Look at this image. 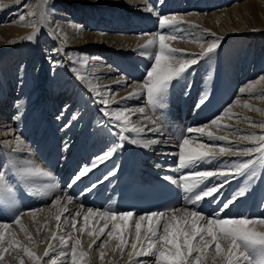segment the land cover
I'll return each instance as SVG.
<instances>
[{
	"label": "bare ground",
	"instance_id": "1",
	"mask_svg": "<svg viewBox=\"0 0 264 264\" xmlns=\"http://www.w3.org/2000/svg\"><path fill=\"white\" fill-rule=\"evenodd\" d=\"M31 1L0 0V22H3V24L6 23V25H0V71L1 68L6 69V71H11L13 83L18 81V85L21 86L19 89L23 91L22 97H18L16 94L8 96L12 87L5 84V82H1L0 170H8L7 167H1L3 165L1 161L5 159L12 161L15 159L16 161H31L33 165L45 170L50 175V178H39L37 180L33 189L34 191L36 189L40 191L38 194H30L31 198L34 199L35 207H33L36 209L44 205L43 208L45 211L37 213L35 217L25 215L21 218V224L26 231H22L21 226L16 224L12 225L11 229L12 232L16 233L17 240L21 241L23 245L33 248L36 254L42 257L41 261L49 260V257L43 256L48 243L58 245V241L51 240V233L57 231L56 221L49 213L53 196L57 192L68 191L70 193L71 188H74L76 192L85 186V178L96 181L101 176L115 170L118 166L117 160L108 162L106 160L78 182L77 185H73L70 188L67 187L66 189L60 186L61 181L74 175L81 164L89 163L97 155L111 148L115 144L114 141H117V135L115 134L117 129L113 127V122L104 116L101 111L104 105L97 102L100 97L95 96L89 87L77 78V74L73 70L74 68L81 75H86L92 83L98 86L102 93L107 92L108 97L113 101L109 105V110L118 107L131 109L145 108L143 114L138 111L134 114L127 113L131 118V122L136 127L144 128V131L139 134L134 132L124 133V135L130 138L134 137L141 142L148 140L157 141V143L148 148L131 143L133 149H138L137 157L139 161L137 164V172L142 177L160 175L162 178L171 177L176 180L180 179L182 172L187 170V168L181 169L179 167V159L176 155L178 152L177 145L183 135H187L189 138L199 137V139L193 141V146L199 143H209L210 145H222L226 143L225 141L219 140L209 141L206 135L200 136L198 133L184 134L185 128L180 117L178 119L175 117L171 122L168 118V120L165 118L166 114L170 113L171 109H173L175 101H183V106L180 109L188 108L191 114L196 113L198 115L193 125L194 127L208 124L213 118L223 115V119L219 121L221 127L211 125L206 129V132L211 131L215 136H227L228 141H231L233 145L255 147L256 145L241 137L248 134H264V128L253 126V124H264V80L261 77L252 80L254 76L263 72L264 63H261L260 66H255L253 70L249 69L243 74H240L242 72H239L236 67L235 56L237 58L241 51H243L244 40L240 48L233 46L226 49L225 53L227 58L224 62L225 71L223 73L226 85L222 81L223 93L216 92L219 97L211 106L206 105L203 107L200 100L203 99L202 96L208 97L211 95L212 97L215 87L212 86V80L217 79L219 76V72H215V69L213 70L204 65L206 69H204L202 77L199 79L202 85L205 84V88L203 92L198 89L192 93L193 101H191L192 97L188 100H182L180 98L188 84L187 80L183 79V77L182 80L178 81L180 84L178 89L171 84L163 101V107H158L155 110L151 105L145 103L146 97L144 96L146 89H142L143 82H139L142 75H138L140 68L145 73L153 64L150 56L144 54L146 51H152L153 49L145 50L141 46L146 45L149 39H153L156 33H162L168 28L166 26L161 28L160 24H158L159 22H155V14L156 17L160 14L158 13V9L162 11L161 16L166 12L173 13L168 14L167 17L169 20L172 17H176L174 27L178 26V33L181 32L182 34L183 32L182 36L186 40H190L186 41L185 39L178 38L166 41L169 46L177 49L178 54L195 55L194 53L199 51L196 54L197 56L203 51L201 44L198 42L203 37L205 39L221 38L222 40H219V46H221L227 37L231 38L239 34L254 33L256 31L264 32V23L260 25L259 23L253 24L248 22L250 18H254L257 15L264 18V0H235L234 5H230L220 12H210V14V9L218 5L221 0H159L158 9L153 6L155 8V14L149 11L151 9L149 6L153 5L152 0H40V3L36 5L34 10H31ZM54 3H58L59 5H53ZM257 7L261 11H258L259 8ZM30 10L35 13L34 17L27 15ZM186 10H192V12L184 13ZM58 11H61V14L58 15ZM85 12L88 13L87 17L83 18L80 16L79 19L76 18L77 15ZM105 13L108 19L104 18L103 20L101 15H105ZM21 15H25L24 21L19 20ZM120 15L122 17H119ZM128 19L131 21L130 24L138 21L140 24L137 30L134 31V29H131L129 31L132 34L138 33L141 29L140 32L147 29L153 32L152 25L157 27L160 32H154L153 35L142 34L138 35V37L128 34L124 38L121 35H115L121 31L115 26L119 23L122 25ZM33 20L39 25L38 34L33 27L23 26ZM84 24L92 29L103 30V32L95 31V33H85ZM183 24L187 29H183ZM100 25L102 27H99ZM151 28L152 30H150ZM190 28L194 30L196 28L201 29L199 32L202 36L200 34L199 36L196 35L199 32H196V34H194L195 32L192 33V29ZM166 32H163V34H166ZM30 35L34 36V40L28 39ZM192 35H195L196 38L192 37ZM155 39L158 41V36H155ZM28 41H34L36 47H31L34 50H30L29 52V47H25L23 50L19 49ZM203 46L206 48L207 44H203ZM38 59L40 63L45 62H43L45 68L39 70L40 72L38 74L41 76L37 77L34 83H31L29 73L34 66V62L38 61ZM84 60L87 61L86 64L82 63ZM25 61L27 62L25 63ZM52 64L53 66L50 68ZM131 64L139 66L138 70L129 71ZM16 68L20 70L21 74L18 78H15L14 75ZM59 73L60 76H57ZM188 77L190 78L189 74ZM68 78L69 84H66ZM244 80L251 82L240 87ZM32 84L39 86L37 90L30 92L29 89ZM3 85H7L10 88L8 89L7 86L4 87ZM69 86L76 89L75 95L72 98L71 95H68V91L70 90ZM62 88L65 89L66 93H64L66 95L61 92ZM234 88L236 89L234 90ZM241 89H244V91L241 92ZM45 90L46 94H44ZM53 90L55 93H59L60 97L56 99L53 96L51 100H48ZM133 92H140L141 94L138 97H130V94ZM176 94L179 95L178 98H176ZM125 97L130 98L124 99ZM197 99L200 101L199 103H197ZM10 102L17 103L14 116H11L13 106ZM70 103H73L72 107H70ZM245 104L250 107H245ZM39 105L42 114L38 117H30L31 109L37 108ZM28 107H30L28 109L29 112L22 121V117ZM58 107H60V110L57 109ZM46 108L52 112H46ZM61 108L62 112L60 117H56L57 110L61 111ZM229 108L230 112H227L226 110ZM43 114H47L48 116H44ZM150 120H155L162 130L155 132L148 131L149 128L153 127ZM54 121L55 124L53 123ZM59 121L61 124H58ZM107 122L109 123V128L106 127ZM13 123H15L17 128L14 127ZM90 124H92L93 128L89 130ZM225 125L227 128L223 127ZM32 126L35 127V130H31ZM15 136H19L23 140V151L13 152L12 148L15 147V144L9 147L4 143L5 141H13ZM86 148L88 151H91V154L84 156L82 151ZM253 155L255 156V153ZM245 156L244 154H237L219 157L211 162H197V167L202 166L203 169L226 168L227 166L243 161ZM69 160L70 163H67ZM75 160H77V163L73 165V161ZM57 161L58 163H56ZM54 169H56L55 173ZM61 172H63L64 176L60 180ZM242 174L237 178L235 177V180L232 179L224 185L222 190H226V192L220 194V203H223L224 199L238 189L245 186L247 189L250 186L251 179H249L248 174L245 177H242ZM9 179L14 182V178L10 174ZM211 183H220V180L216 177L209 178L204 182V186ZM18 186L15 183V196L17 199L14 198L13 205L9 206L4 202H0V208L5 211L6 220L8 221L13 219L17 211L22 210L18 199V193L20 191L17 190L19 189ZM199 189L200 186L194 192L199 191ZM74 195L85 209L88 208L81 197L77 196L76 193ZM263 195L264 185L260 193L255 194L253 198L249 197L246 200L239 201V204L240 206H245L250 201L254 205L261 203L264 211ZM237 201L238 199L235 202ZM62 203H66V201ZM220 203H216L215 209L220 207ZM190 206L188 205V207ZM69 208L73 211L79 210L73 208L72 205H69ZM215 209H211L206 213H210ZM56 211L57 209H51V213H55ZM67 215L68 213H65V217ZM82 217L83 213L81 217L77 218L78 229L82 226ZM61 223H64V217H62ZM89 224L91 227L97 226L95 221L92 220L89 221ZM27 234L32 235V242L28 241ZM59 234L60 232H58ZM73 235L81 240V247L89 252V256L93 259V264H96V262L100 264L98 252L100 241L89 250L90 238L86 232L80 233L76 231ZM103 239L104 237H101V241ZM115 244L116 241H111L109 247L105 250L107 255L105 256L104 264H110L112 257L115 258V253H118L117 257L120 258V252L118 250L112 251ZM56 251H60L59 247L56 248ZM125 251L128 250L126 249ZM9 253L15 256V258L17 254H25L20 249L10 250ZM52 255H55V253ZM63 259L59 258L57 264H61ZM123 259V262L121 261L123 264H130L127 255ZM137 259L142 260L148 258L140 257ZM21 260L25 264H34L27 255L25 259ZM117 262L118 259L115 264ZM16 263L20 264L17 261Z\"/></svg>",
	"mask_w": 264,
	"mask_h": 264
},
{
	"label": "snow or ice",
	"instance_id": "2",
	"mask_svg": "<svg viewBox=\"0 0 264 264\" xmlns=\"http://www.w3.org/2000/svg\"><path fill=\"white\" fill-rule=\"evenodd\" d=\"M27 15L34 17L35 13L30 10ZM176 19V17H172L171 20L168 17L161 18L159 21L161 28L166 24L174 27ZM19 20L24 21L25 15H21ZM23 26L33 27L38 34L39 25L34 20ZM212 35L214 36V34ZM155 36H158V41ZM155 36L153 39H149L146 45L141 46L145 50L154 49V51L144 53L150 56L153 64L146 72L145 80L141 86L142 89H146V103L151 105L154 110L163 107V101L172 81L185 73L188 68L197 64L201 58L213 54L220 43L218 38H213L207 43L206 48L201 44L203 51L199 56L184 53L178 55V50L170 47L166 41L184 39L183 36L178 37L172 31L167 34L156 33ZM28 39L34 40V36L30 35ZM82 63L86 64L87 61L84 60ZM73 70L76 72L77 78L84 82L95 96L100 97L97 102L104 105L101 111L113 122V127L117 129L115 134L119 137L120 143L114 144L106 152L97 155L88 164L79 168L70 178L69 188L77 185L82 178L110 159L117 148L124 146L125 140L139 144L144 148L157 143L156 140L141 142L134 137L130 138L124 135L125 132L139 134L144 131V128L136 127L131 122L127 113L134 114L138 111L143 114L145 108L118 107L109 110V105L113 101L108 97L107 92L102 93L86 75H81L75 68ZM261 79L264 80V77ZM243 91L244 89H241V92ZM140 94V92H133L130 97H138ZM244 106L250 107L247 104ZM226 111L230 112V108ZM222 119L223 115L217 116L208 124L189 127L185 132L198 133L200 136L206 135L209 141L219 140L226 143L222 145L199 143L193 146V141L199 137L181 136L176 155L179 159V167L187 168L189 172L182 175L179 180L165 177L181 187L185 193H193L196 188L212 177L219 179L220 183L207 184L200 191L186 196L184 205H173L139 214L131 210L115 211L111 208L88 207L85 209L74 194H70L68 191L57 192L52 198L49 213L55 219L57 229L51 233V240L58 241V245L48 243L47 249L43 253L44 257H49L45 264H57L59 258H64L61 264H93L89 252L81 247V240L73 235L76 231L86 232L90 238L89 250L100 241L98 245L100 264H104L107 255L105 250L111 241H116L112 251L118 250L121 257L125 255V250H128L126 255L130 264H264V218L222 215L238 198L245 195L246 186L232 193L231 196L224 199L223 203H220L219 195L224 185L237 175L247 172L251 179L255 175L254 166L258 163L264 165V134H248L241 137L256 145L255 147L233 145L231 141H228L227 136H215L211 131L206 132V129L211 125L221 127L219 121ZM150 123L153 127L148 131L162 130L155 120H150ZM253 126L264 128V124H253ZM223 127L227 128L226 125ZM4 143L9 147L15 144V147L12 148L13 152L24 150L22 147L24 142L19 136H15L13 141ZM254 153L259 155L254 156ZM237 154L248 155L252 158L226 168L200 169L197 167V162H211L219 157ZM10 171L15 181L24 184L29 190L35 187L39 178H50L48 172L33 165L31 161H16L14 159L10 161ZM109 175H115V170L92 181L82 192L91 193L103 180L108 179ZM33 194H38V192H33ZM15 195V183L10 181L8 170H0V202L11 206L14 204ZM206 199L210 203H220V207L210 213H205L199 208V204ZM65 201L66 203H62ZM69 205L79 210L73 211ZM188 205L194 207L190 208ZM51 209H57V211L51 213ZM44 211V208H36L27 212L19 211L14 215L11 223H0V262L5 260V255L10 250L20 249L34 264H41L42 257L38 256L33 248L23 245L21 241L17 240L16 233L11 229L14 223L20 225L22 231H26L21 224V218L25 215L35 217L37 213ZM65 213H68L66 217ZM82 213L83 223L78 229L77 218L81 217ZM62 217H64L63 224L61 223ZM90 220L95 221L97 226L91 227ZM58 232H60L59 235ZM101 237H104L102 241ZM27 239L32 242V235L27 234ZM57 247L60 249L58 252L56 251ZM53 253L55 255H52ZM140 257L148 259H137ZM20 264H23V260L20 261Z\"/></svg>",
	"mask_w": 264,
	"mask_h": 264
},
{
	"label": "rangeland",
	"instance_id": "3",
	"mask_svg": "<svg viewBox=\"0 0 264 264\" xmlns=\"http://www.w3.org/2000/svg\"><path fill=\"white\" fill-rule=\"evenodd\" d=\"M53 1V0H52ZM149 1V0H148ZM201 1V0H200ZM228 1V2H227ZM239 1H243V0H239ZM245 1V0H244ZM32 2V7H31V10H34L35 8H36V5H38L39 3H40V0H32L31 1ZM159 0H152V4L153 5H150L149 6V8H153L154 9V11H152L151 10V12H154V14H155V8L156 9H158V5H159ZM231 2V3H230ZM235 0H221L219 3H218V5H216L214 8H212V9H210V11H209V14H210V12H214V11H222V10H224V8H227V7H229L230 5L232 6V5H234L235 4ZM46 4H48L47 2H46ZM45 4V5H46ZM53 5H59L58 3H54ZM155 8H154V7ZM257 8H259V7H257ZM60 10V9H59ZM158 13H160V14H158V16L156 17V14H155V22L156 23H158L159 22V18L161 19L162 18V16L163 17H167V15L168 14H173V13H169V12H166L164 15H162L161 16V13H162V11H161V9H158ZM258 11H261L260 10V8L258 9ZM14 12V11H13ZM189 12H192V10H190V11H185L184 13H189ZM202 12V11H201ZM57 14L59 15V14H61V11H58L57 12ZM102 14V13H101ZM10 15H11V13H10ZM110 15V14H109ZM80 16H82L83 18H85V17H87L88 16V13L87 12H85V13H80L79 15H77V19H79L80 18ZM124 16H127V15H124ZM101 17H103V20H104V18L105 19H108V17L106 16V13H105V15L103 14V15H101ZM119 17H122V15H120ZM256 18H258V19H256ZM260 18V19H259ZM145 19H146V17H145ZM264 18H262V17H259L258 15L257 16H255L254 18H250L249 19V21L248 22H250V23H256V24H263L264 22ZM79 22V21H78ZM130 19H128V20H125V22L122 24V25H120V23L117 25V26H115V27H118L121 31L120 32H118V33H116L115 35H121V36H123V38H124V36H126V35H128V34H130V35H135L136 37H138V35H142V34H151V35H153V33L154 32H160L159 31V29L157 28V27H154L153 25H152V28H153V32H150V31H148V29L147 30H143L142 32H140V31H138V33H133L132 34V32H129L131 29H134V31L135 30H137L138 29V26L140 25L139 24V21L138 22H133L132 24H130ZM8 24V23H7ZM158 24H160V23H158ZM0 25H6V23L5 24H3V22H0ZM103 26H105V25H103ZM166 26V30H164L163 32L165 33L166 31V34L168 33V32H170V31H172L173 33H174V31H175V35H177L178 37L179 36H182V34H183V32H182V34H181V32H179L178 33V31L176 30L177 28H178V26H175V27H170L168 24L167 25H165ZM99 27H102L101 25L99 26ZM183 29H187L186 27H185V25L183 24ZM152 28L150 29V30H152ZM84 29H85V33H88V32H91V33H95V31H97V32H99V31H101V32H103V30H99V29H92L91 27H87L85 24H84ZM169 29H171L170 31H168ZM190 29H192V33H194V34H196V32L198 33L201 29H197L196 28V30H194L193 28H190ZM137 32V31H136ZM162 32V33H163ZM199 34H200V36H202L201 35V33L199 32L198 34H196L197 36H199ZM257 34V35H256ZM192 37H194V38H196V36L194 35H192ZM218 38V37H217ZM185 39V38H184ZM208 39V40H207ZM211 39H213V38H211ZM211 39H209V38H206L205 39V37H203L202 38V40H198V42L200 43V44H207ZM219 40L221 39V38H218ZM186 40V39H185ZM222 40V39H221ZM229 41L227 44H226V49L227 48H229V47H236V48H240L243 44H242V42H244L245 44L243 45V51H241V53L239 54V56H237V58H236V56H235V60H236V67H237V69H238V71L239 72H242V73H240V74H243L244 72H246L247 70H249V69H252L253 70V68H255V66H260L261 65V63H264V32L263 31H261V32H254V33H243V34H239V35H237V36H233V37H227V39H225L224 40V42L223 43H225V41ZM244 40V41H243ZM186 41H190V40H186ZM200 41H202V42H200ZM222 43V44H223ZM25 47H29L28 48V50H29V52H30V50H34V49H32L31 47H36L35 45H34V41H28V42H25L24 44H23V47H21V48H19V49H21V50H23V49H25ZM220 47L221 46H218V48H217V52H215V53H213V54H211V55H209V56H206L205 57V60H204V63H203V66H202V70L201 69H198V65L197 64H195V65H193V66H191L190 68H188L187 69V71L185 72V73H183L180 77H178V78H183L184 77V75L185 76H188V74L190 75V77L191 76H193L195 79L196 78H201L202 77V74H203V71H204V69H206V68H204V65L206 66V67H209V68H212L213 70L215 69V72H219V76L217 77V79H214V80H212L213 81V83H212V81H211V83H212V86H216L219 82L218 81H223L224 82V84L226 85V82H225V80H224V71H225V67H224V62H225V60H226V58H227V56H226V54H225V60L223 61V63L222 64H219V51H220ZM256 47V48H255ZM152 51H154V49L152 50ZM39 52V51H38ZM37 52V53H38ZM45 52H46V49H45ZM194 52H197V51H194ZM225 52H226V50H225ZM240 52V51H239ZM197 53H199V51L197 52ZM197 53H194L195 55L197 54ZM104 55V54H103ZM179 55V54H178ZM197 56H199V55H197ZM247 58H249V59H247ZM261 59V60H260ZM247 60V61H246ZM27 61H25V63H26ZM44 62V61H43ZM43 62L42 63H40V60L38 59V61H36V62H34V66L31 68V70H30V73H29V79L31 80V83H34L35 82V80H36V78L37 77H40L41 75L40 74H38L40 71L39 70H42L43 68H45V65L43 64ZM247 62V63H246ZM45 63V62H44ZM52 63H55V62H52ZM19 66H21V65H19ZM18 66V67H19ZM52 66H53V64L50 66V68H52ZM131 67H129V71H137L138 70V67L139 66H137V65H134V64H131L130 65ZM137 66V67H136ZM213 66V67H212ZM220 68H221V71H220ZM18 68H16V74L14 73V75H15V78H18V76H20L21 74H20V70H17ZM197 69H198V71H197ZM241 71H240V70ZM147 70H149V69H147ZM140 73L138 74V75H142V78H141V80L139 81V82H144V79H145V77H146V72L144 73V71H143V69H141L140 68V71H139ZM188 72V73H187ZM220 72H221V74H220ZM0 85H2V83L3 82H5V84H8L10 87H12L11 89H10V94L8 95V96H10L11 94H16L18 97H22V94H23V91H20V85H18L19 84V82L18 81H16L15 83H13V81H12V77H13V75H12V73H11V71H6V69H2L1 68V71H0ZM8 73V74H7ZM132 73V72H131ZM187 73V74H186ZM197 74V75H196ZM5 75H7V76H5ZM39 75V76H38ZM262 75H264V70H263V72H261V73H259V74H257L256 76H254L253 78H252V80H255L256 78H259V77H262ZM57 76H60V73H59V75H57ZM203 78H204V76H203ZM220 78V79H219ZM5 81H4V80ZM183 79H185V78H183ZM219 79V80H218ZM6 80H8V81H6ZM28 81V80H27ZM175 81V80H174ZM245 81V82H244ZM243 81V83H241V85H240V87H242V85H246V83H250V82H248L249 80H244ZM2 82V83H1ZM185 82H186V80H185ZM188 83V82H187ZM66 84H69V78L67 79V83ZM189 84V83H188ZM187 84V85H188ZM222 85V83H219V86L221 87V85ZM173 85L174 86H176V83H173ZM4 87L5 86H7V85H3ZM17 86H18V88H17ZM38 86L39 85H34V84H32L31 86H30V92H33L34 90H37L38 89ZM49 86V85H48ZM179 86H180V84L178 83V85H177V89L179 88ZM8 87V86H7ZM10 87H8V89L10 88ZM14 87V88H13ZM70 87V86H69ZM53 88V87H52ZM199 89V88H198ZM236 88H234V90H235ZM239 89V88H238ZM237 89V90H238ZM75 88H73V87H70V90L68 91V95H71V98L75 95ZM2 91V90H1ZM3 92V91H2ZM9 92V91H8ZM7 92V93H8ZM58 92H60V91H58ZM61 92H63V94H65L66 92H65V89L64 88H62L61 89ZM60 92V93H61ZM65 92V93H64ZM195 92V90H192V91H190L189 92V94L187 95V96H184V98L182 99V100H188L190 97H192L193 95H192V93H194ZM20 94V95H19ZM62 94V93H61ZM66 95V94H65ZM182 95H183V93H182ZM53 96L56 98V99H59L58 97H60V95H59V93L57 94V93H55L54 92V90H53V92L49 95V99L48 100H51L52 98H53ZM62 96V95H61ZM144 97H146V95L144 96ZM181 97V96H180ZM31 99V98H30ZM193 97L191 98V101H193ZM34 101V100H33ZM201 101V100H200ZM199 101V102H200ZM197 102H198V99H197ZM198 102V103H199ZM145 103H146V100H145ZM201 103V102H200ZM10 104L13 106V111H11V116H14V110H15V107H16V105H17V103L15 104V103H11L10 102ZM182 104H183V101H175V103L173 104V109H171V111H170V113H167L166 114V119L168 118L169 119V121L171 122V121H173V119H175V117H177V119L180 117V113L179 114H177L176 113V109H180L181 108V106H182ZM70 105V107H72V105H73V103H70L69 104ZM44 107H45V105H44ZM30 107H28L27 109H26V111H25V113H24V115H23V117H22V121L25 119V117H26V115L28 114V109H29ZM58 110H60V107H58L57 108ZM56 109V110H57ZM57 110V114H56V117H60V114H61V112H62V108H61V111H58ZM39 111V112H38ZM45 111L46 112H52V111H50V109H45ZM30 113H31V115H30V117H38V116H40V114H42V110L40 109V105L37 107V108H33V109H31V111H30ZM44 116H48L47 114H43ZM43 118V117H42ZM167 119V120H168ZM63 121H65V120H63ZM54 124H55V121L53 122ZM52 123V125H54ZM58 124H61V122L59 121V123ZM13 125H14V127L15 128H17V126L15 125V123H13ZM91 128H93V126H92V124H90V127H89V130L91 129ZM35 130V127L34 126H32L31 127V130ZM55 140H56V138H55ZM55 140H53V141H55ZM82 154L85 156L86 154H88V155H90L91 154V151H88L87 150V148L86 149H84V151H82ZM248 159H250V156H245L244 157V160H248ZM2 162V161H1ZM3 164V163H2ZM2 167V166H1ZM5 168H6V166H5ZM257 170H259V166H255V171H257ZM32 190H34V189H32ZM36 192H40V191H37V189L35 190ZM34 191V192H35ZM32 194V193H31ZM32 195H34V194H32ZM36 195V194H35ZM15 198H16V196H15ZM17 199V198H16ZM50 203V202H49ZM44 206V205H43ZM43 206H41V208H43ZM19 211H22V210H19ZM19 211H17V212H19ZM16 212V213H17ZM12 225H14V223L12 224ZM17 251H19V250H17ZM126 253H127V251H125V255L123 256V257H121V254H119V257L120 258H118L117 256H118V253H115V258L114 257H112V260H111V262H110V264H115L116 263V261H117V259H118V262H117V264H123L122 262H123V258H125L126 257ZM21 256V257H20ZM12 257H14V258H12ZM19 257V258H18ZM26 258V255L25 254H22V253H20V254H17L16 255V258H15V256H13V255H11L10 253H8V254H6L5 255V260L4 261H2V262H0V264H17L16 263V261L17 262H19L20 263V261H21V259H25ZM13 259V260H12ZM120 260V261H119ZM122 261V262H121ZM42 262V264H45V261H41ZM23 264H25V262L23 261ZM96 264H98V262H96Z\"/></svg>",
	"mask_w": 264,
	"mask_h": 264
}]
</instances>
